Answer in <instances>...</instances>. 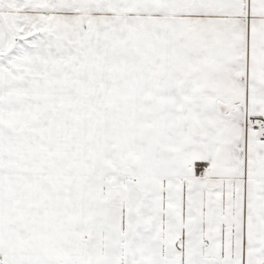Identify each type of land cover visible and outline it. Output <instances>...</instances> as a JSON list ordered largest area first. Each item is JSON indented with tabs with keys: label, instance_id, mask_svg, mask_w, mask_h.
Wrapping results in <instances>:
<instances>
[{
	"label": "snow or ice",
	"instance_id": "snow-or-ice-1",
	"mask_svg": "<svg viewBox=\"0 0 264 264\" xmlns=\"http://www.w3.org/2000/svg\"><path fill=\"white\" fill-rule=\"evenodd\" d=\"M0 264H264V0H0Z\"/></svg>",
	"mask_w": 264,
	"mask_h": 264
}]
</instances>
